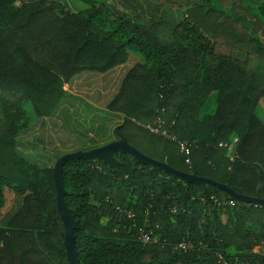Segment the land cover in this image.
<instances>
[{"label": "trees", "instance_id": "1", "mask_svg": "<svg viewBox=\"0 0 264 264\" xmlns=\"http://www.w3.org/2000/svg\"><path fill=\"white\" fill-rule=\"evenodd\" d=\"M156 1V18L131 21L93 2L74 12L55 0H0V208L7 193L21 197L0 226V264H69L53 170L20 157L15 138L54 112L76 73L104 72L130 53L141 61L109 104L128 142L242 194L261 186L264 198V0ZM178 141L191 142L189 154ZM115 156L114 170L101 160L63 166L80 264H217L216 251L264 264V206H217L211 196L230 199L224 190L203 195L200 184ZM184 239L192 248L176 247Z\"/></svg>", "mask_w": 264, "mask_h": 264}, {"label": "crops", "instance_id": "2", "mask_svg": "<svg viewBox=\"0 0 264 264\" xmlns=\"http://www.w3.org/2000/svg\"><path fill=\"white\" fill-rule=\"evenodd\" d=\"M55 1L74 12L88 8L93 2L114 17L131 21L156 18L162 9V4L156 0ZM140 61L139 55L130 53L125 62L104 72L83 70L72 76L64 83L65 92L54 112L30 119L19 131L15 138L17 154L40 168H53L56 159L64 153L88 150L113 140V130L122 123L123 115L111 110L109 104L126 73ZM16 196L6 194V205L10 204V209L17 205L12 203ZM3 209L0 208V226L9 219L1 216Z\"/></svg>", "mask_w": 264, "mask_h": 264}, {"label": "water", "instance_id": "3", "mask_svg": "<svg viewBox=\"0 0 264 264\" xmlns=\"http://www.w3.org/2000/svg\"><path fill=\"white\" fill-rule=\"evenodd\" d=\"M113 133L115 138L106 144L88 150H77L60 155L56 159L52 168L53 180L55 184V203L64 227L63 245L69 259V264H80L74 238V230L78 227V223L72 217L64 199L66 191L63 182V166L69 160H101L107 165L109 169L114 170L117 169L121 164V161L116 158L115 153L124 152L130 154L131 160L133 162L148 164L152 168H158L177 175L186 182L200 184L203 188V195L208 194V185H211L224 190L228 193L230 198L238 202L264 206V198H261L258 195L261 186H258L255 196L239 193L224 183L198 175L195 170L192 172L181 171L170 166L166 162L159 161L149 155L144 154L128 142L126 136L120 131L119 126H115Z\"/></svg>", "mask_w": 264, "mask_h": 264}, {"label": "built area", "instance_id": "4", "mask_svg": "<svg viewBox=\"0 0 264 264\" xmlns=\"http://www.w3.org/2000/svg\"><path fill=\"white\" fill-rule=\"evenodd\" d=\"M156 124H160L161 123V119L158 118L155 120ZM149 127V126H147ZM150 130L154 133H161L164 136H167L168 138L171 139H176L174 136H169L165 131L159 132L158 128L156 127H149ZM194 142V141H192ZM179 146L181 148V150L184 151L185 154H189L190 152V145L191 142H187V141H178ZM231 148V146H229ZM186 162L189 163V159H186ZM203 200V198H201ZM211 200L214 204H216L217 206L220 207H226V206H235L237 203H240L232 198L230 199H218L214 196H211ZM129 215V214H128ZM140 238L142 241L144 242H149V241H156V237H150V235L146 232H144L143 230H141V235ZM193 244L189 239H184L181 242L178 243V245L176 246L177 248L183 249V250H187L192 248ZM261 246L262 248H264V241H261ZM216 255V261L217 264H250L248 259L245 258H241L239 255H225L223 252L221 251H216L215 252Z\"/></svg>", "mask_w": 264, "mask_h": 264}, {"label": "rangeland", "instance_id": "5", "mask_svg": "<svg viewBox=\"0 0 264 264\" xmlns=\"http://www.w3.org/2000/svg\"><path fill=\"white\" fill-rule=\"evenodd\" d=\"M260 39L261 40H263L262 42L264 43V37H260ZM215 95L213 96H211V98H210V100L208 101V104H207V106L204 108V110H202V113H204V112H208V113H211L212 111H213V109H214V107H215ZM27 110H28V108H27ZM258 114L260 115V116H262V118L264 119V105H261L260 106V108L258 109ZM24 116L26 117V118H30V113H29V111H28V113H26V114H24ZM22 119H24V117L22 118ZM234 143H235V141H233V143L230 145L231 146V148L229 147V151L232 149V145L234 146ZM142 149V148H141ZM231 152V151H230ZM27 161V160H26ZM15 201V202H14ZM12 203L13 204H17L16 206L15 205H13V208L12 209H10V204L8 205H4L3 207H4V209H3V211L1 212V216L3 215H5V217L6 216H8V218L10 219L11 217H12V215H13V213H12V210H13V212L15 211V209H17L18 207H20V205H21V197L20 196H16L13 200H12ZM19 209V208H18ZM17 209V210H18ZM5 217H3V218H5ZM225 217V216H224ZM7 219V218H6ZM6 219H4V220H6ZM8 219V220H9ZM145 260L146 261H150V257H147L146 256V258H145ZM176 264H181L180 262L179 263H176Z\"/></svg>", "mask_w": 264, "mask_h": 264}]
</instances>
